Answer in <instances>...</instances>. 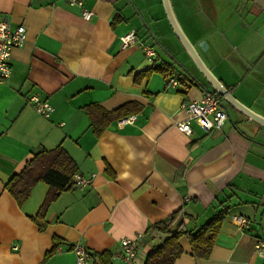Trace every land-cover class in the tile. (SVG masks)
<instances>
[{"label":"crops","instance_id":"crops-1","mask_svg":"<svg viewBox=\"0 0 264 264\" xmlns=\"http://www.w3.org/2000/svg\"><path fill=\"white\" fill-rule=\"evenodd\" d=\"M81 1L0 0L11 29L22 25L26 33L11 51L10 76L0 80V264H73L77 243L93 263V254L106 252L112 264H124L113 256L122 238L137 234L135 264H143L149 227L179 209L191 216L187 228L198 227L221 204L229 210L210 256L192 257L182 239L184 253L173 264H264L253 250L264 227V126L227 106L220 129L204 132L191 121V134L180 132L185 104L211 86L175 37L161 0ZM170 1L209 70L264 116V0ZM129 31L137 43L123 48L120 36ZM141 44L156 56L146 57ZM164 63L173 75L140 76ZM169 78L178 85L166 86ZM32 95L51 104L48 117L35 111ZM128 102L141 106L129 115L133 122L112 120L96 136L85 107L110 112ZM57 146L77 174L95 177L49 203L39 228L33 219L49 186L38 182L18 206L4 185L34 151ZM233 215L250 225L238 230ZM54 238L60 243L46 257Z\"/></svg>","mask_w":264,"mask_h":264},{"label":"trees","instance_id":"trees-1","mask_svg":"<svg viewBox=\"0 0 264 264\" xmlns=\"http://www.w3.org/2000/svg\"><path fill=\"white\" fill-rule=\"evenodd\" d=\"M152 73H158L166 78L173 75V69L170 64L164 63L147 70L140 76H149ZM140 109L141 106L136 102L125 103L110 112L97 105L85 107L96 136H99L112 120L136 114ZM76 172L75 162L62 147L57 146L51 150L40 149L32 153V157L24 164L20 172L10 178L4 185V189L13 197L18 206H22L29 198L30 191L35 184L38 182L46 183L50 191L33 219L39 228H43L46 224L45 212L47 206L60 193L72 188L71 180ZM228 210V206L221 204V209L218 212L200 226L193 228L186 227V223L191 220V216L181 209L156 222L148 228L150 231L146 235L150 237L151 233L157 232L161 235V239L159 243L148 250L143 264H173L184 253L181 246L182 239L187 240L192 257L207 259L211 254ZM59 243L57 238L53 239V246L46 257L51 256L57 250ZM93 258L94 264H112L110 255L106 252L93 254Z\"/></svg>","mask_w":264,"mask_h":264},{"label":"built area","instance_id":"built-area-1","mask_svg":"<svg viewBox=\"0 0 264 264\" xmlns=\"http://www.w3.org/2000/svg\"><path fill=\"white\" fill-rule=\"evenodd\" d=\"M69 5L82 4L81 0H62ZM85 16L90 17L91 14L85 11ZM25 28L22 25L11 29L9 20L0 14V80L7 79L11 74L10 54L13 48L21 46L25 41ZM137 34L135 31H129L120 36V41L123 48L137 43ZM141 49L146 57L153 58L156 56L155 50L148 44H141ZM176 86L178 82L174 78L167 80L166 86ZM29 102L33 105L35 111L48 117L53 107L47 100H41L38 96L32 95ZM188 118L183 122L176 124L177 129L185 135L191 134L190 122L194 121L198 127L209 132L212 129H220L227 118V111L224 108V101L221 96L212 93L209 90H203L201 98L196 101H189L184 106ZM135 116H129L121 120V123H131ZM120 123V124H121ZM95 175L83 177L77 173L72 176V185L78 188H86L92 184ZM232 224L242 231L246 229L250 223V218L243 215H233L230 218ZM143 238V234H137L134 237H125L120 240L118 251L115 252L113 259L120 260L124 264H135L137 258L138 242ZM161 235L157 232L151 233L149 240V249L159 243ZM13 249H17L14 247ZM253 250L256 257L264 261V227L261 229L259 236L255 237L253 242ZM74 254L73 264H94L91 260L90 251L80 243L72 247ZM144 263V262H143Z\"/></svg>","mask_w":264,"mask_h":264},{"label":"water","instance_id":"water-1","mask_svg":"<svg viewBox=\"0 0 264 264\" xmlns=\"http://www.w3.org/2000/svg\"><path fill=\"white\" fill-rule=\"evenodd\" d=\"M162 6L166 19L175 35L177 40L180 42L181 46L193 61L194 65L206 80V82L211 86V92L222 97L225 105L224 107L231 106L236 111L240 112L246 116L250 121L257 123L260 126H264V116L254 112L239 100H237L232 94L231 90L228 89L223 83L215 77V75L209 70L205 65L199 54L197 53L193 44L189 41L185 33L183 32L172 8L170 0H161ZM195 80V78L193 77ZM203 88V86H202Z\"/></svg>","mask_w":264,"mask_h":264}]
</instances>
